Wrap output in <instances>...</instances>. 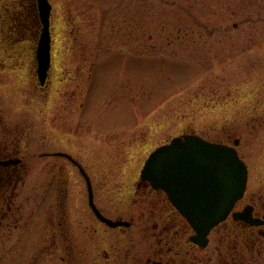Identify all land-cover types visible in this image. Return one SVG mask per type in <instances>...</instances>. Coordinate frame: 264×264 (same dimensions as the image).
<instances>
[{
    "label": "rangeland",
    "instance_id": "obj_1",
    "mask_svg": "<svg viewBox=\"0 0 264 264\" xmlns=\"http://www.w3.org/2000/svg\"><path fill=\"white\" fill-rule=\"evenodd\" d=\"M12 1L0 0L4 28ZM51 2L55 68L45 91L29 67L37 43L32 50V43L5 42L0 33V136L9 126L30 165L17 196L24 220L50 211L40 192L53 174L43 167L72 166L43 152L71 151L89 169L101 204L113 205L130 198L158 145L245 112L235 104L257 102L264 85V0ZM252 133L245 135L246 150L260 157L263 143ZM71 171L70 197L85 199V180ZM123 207L128 215L130 206ZM9 242L0 237V264L21 261V243L10 251Z\"/></svg>",
    "mask_w": 264,
    "mask_h": 264
},
{
    "label": "flooded vegetation",
    "instance_id": "obj_2",
    "mask_svg": "<svg viewBox=\"0 0 264 264\" xmlns=\"http://www.w3.org/2000/svg\"><path fill=\"white\" fill-rule=\"evenodd\" d=\"M10 3L13 12L4 18L2 24L6 28L0 26V33L5 32L1 39L18 45L32 43L33 50L42 28L39 0H13ZM18 22L21 29H17ZM54 61L52 55L47 80L40 84L37 60L32 55L29 67L41 92L50 83ZM256 96L255 103L248 99L249 102L235 104L234 109L244 108L245 112H238L220 125L205 131L177 134L196 133L206 140L234 146L247 164L248 180L243 196L236 201L227 218L209 231L206 241L167 192L154 188L150 182L139 179L133 184L134 192L130 198L117 199L113 205H102L89 169L71 151L43 152L72 166L60 162L54 166L53 161L52 165L43 167L53 174L40 192L42 203H48L50 211L46 214L45 208L37 209L39 213L24 220L25 216L19 213L22 203L17 205V196L30 165L19 144L14 145L11 134L15 133L6 125L5 134L0 136V237L10 240V251L21 243L16 245L19 250L23 249L21 261L17 258L15 263L26 264L29 260L31 264H264V85L257 87ZM57 104L53 108L58 120L61 107ZM1 121L3 119L0 124ZM250 129L255 132L251 135L261 138L263 143L260 157L246 150L245 135ZM61 152L70 155L74 161L59 154ZM73 168L78 169L85 180V199L70 197L68 175L73 173ZM255 169L261 173L260 185L252 182ZM90 186L99 212L121 223L111 226L98 217L90 204ZM77 204L83 205L82 209ZM127 205L130 206L129 213L125 215L123 206ZM20 228V235L13 241L14 233ZM12 263L9 257V264Z\"/></svg>",
    "mask_w": 264,
    "mask_h": 264
},
{
    "label": "water",
    "instance_id": "obj_3",
    "mask_svg": "<svg viewBox=\"0 0 264 264\" xmlns=\"http://www.w3.org/2000/svg\"><path fill=\"white\" fill-rule=\"evenodd\" d=\"M39 6L42 31L36 58L38 77L43 84L51 65L52 5L49 0H39ZM59 154L72 159L67 153ZM141 179L166 191L206 241L209 231L228 216L243 196L248 168L234 147L208 141L197 134H184L157 147L149 155ZM90 193L91 206L103 221L111 226L121 223L104 217L94 204L91 186Z\"/></svg>",
    "mask_w": 264,
    "mask_h": 264
}]
</instances>
